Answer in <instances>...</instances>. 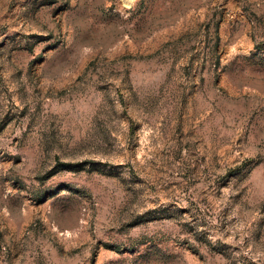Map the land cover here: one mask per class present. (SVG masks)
<instances>
[{"label":"rangeland","instance_id":"1","mask_svg":"<svg viewBox=\"0 0 264 264\" xmlns=\"http://www.w3.org/2000/svg\"><path fill=\"white\" fill-rule=\"evenodd\" d=\"M0 264H264V0H0Z\"/></svg>","mask_w":264,"mask_h":264}]
</instances>
